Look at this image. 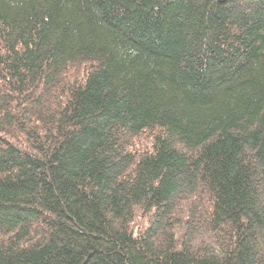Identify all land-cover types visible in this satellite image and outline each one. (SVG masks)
Masks as SVG:
<instances>
[{
  "label": "trees",
  "instance_id": "1",
  "mask_svg": "<svg viewBox=\"0 0 264 264\" xmlns=\"http://www.w3.org/2000/svg\"><path fill=\"white\" fill-rule=\"evenodd\" d=\"M0 264H264V0H0Z\"/></svg>",
  "mask_w": 264,
  "mask_h": 264
}]
</instances>
